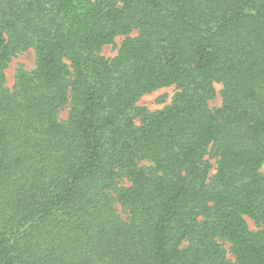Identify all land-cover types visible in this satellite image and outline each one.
<instances>
[{
	"label": "trees",
	"instance_id": "trees-1",
	"mask_svg": "<svg viewBox=\"0 0 264 264\" xmlns=\"http://www.w3.org/2000/svg\"><path fill=\"white\" fill-rule=\"evenodd\" d=\"M0 264H264V0H0Z\"/></svg>",
	"mask_w": 264,
	"mask_h": 264
},
{
	"label": "rangeland",
	"instance_id": "rangeland-1",
	"mask_svg": "<svg viewBox=\"0 0 264 264\" xmlns=\"http://www.w3.org/2000/svg\"><path fill=\"white\" fill-rule=\"evenodd\" d=\"M122 37H116L113 41L102 47L100 54L105 58H113L118 51L119 45L122 41ZM35 66V55L32 50H27L24 52L17 53L14 55L10 61L8 62L5 70V85L8 88H11L14 83V76L17 70L23 71H31ZM216 91L220 89V86H215ZM175 93V89L173 87L161 88L150 94H146L142 96L138 102L137 106L145 108L148 112L153 113L163 109L168 106L171 102V99ZM220 105V98L218 95L215 96L212 100L208 102L209 108L218 107ZM66 109L59 114V120L63 121L66 119ZM118 213L122 215L121 209L117 206ZM248 228L250 230L255 231L256 227L254 223L248 219H246Z\"/></svg>",
	"mask_w": 264,
	"mask_h": 264
}]
</instances>
